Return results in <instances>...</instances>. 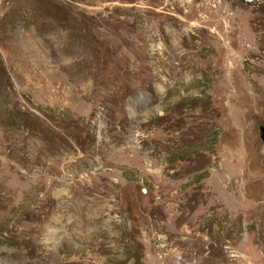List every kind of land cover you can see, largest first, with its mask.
Wrapping results in <instances>:
<instances>
[{"label":"rangeland","instance_id":"rangeland-1","mask_svg":"<svg viewBox=\"0 0 264 264\" xmlns=\"http://www.w3.org/2000/svg\"><path fill=\"white\" fill-rule=\"evenodd\" d=\"M264 0H0V264H264Z\"/></svg>","mask_w":264,"mask_h":264},{"label":"water","instance_id":"water-1","mask_svg":"<svg viewBox=\"0 0 264 264\" xmlns=\"http://www.w3.org/2000/svg\"><path fill=\"white\" fill-rule=\"evenodd\" d=\"M241 1L250 2L251 0H241ZM259 130H260L259 138L261 140V143L264 144V127H261Z\"/></svg>","mask_w":264,"mask_h":264}]
</instances>
